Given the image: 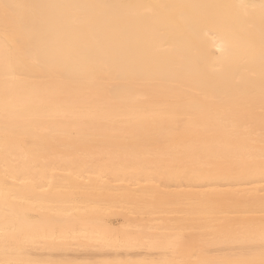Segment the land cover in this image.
<instances>
[{"label": "bare ground", "instance_id": "1", "mask_svg": "<svg viewBox=\"0 0 264 264\" xmlns=\"http://www.w3.org/2000/svg\"><path fill=\"white\" fill-rule=\"evenodd\" d=\"M5 4L100 23L18 58ZM84 4L125 7H37ZM262 30L264 0H0V264H264Z\"/></svg>", "mask_w": 264, "mask_h": 264}, {"label": "snow or ice", "instance_id": "2", "mask_svg": "<svg viewBox=\"0 0 264 264\" xmlns=\"http://www.w3.org/2000/svg\"><path fill=\"white\" fill-rule=\"evenodd\" d=\"M246 3H241L240 7H247ZM5 10V27L6 29H10L13 38L11 40V47L14 49L15 54L18 58H23L27 55H30L35 48L41 55H45L44 50L35 43L32 36L29 33L35 34L38 30L42 29L45 24L49 23H59L64 26H70L74 23H79L81 26L86 29H91L97 24L100 23V18L91 17L87 14L83 15L79 18V20H70L66 17H51V16H43L40 15L32 20L31 24H26L23 21V18L19 16V14L15 11L17 9L24 8L25 5L22 4H5L3 5ZM37 7H47V8H79L82 10L95 9V8H107L116 10L125 7L124 5H102V4H84V5H41ZM181 7H193L191 5H183ZM199 22V21H198ZM249 57L255 59L257 56V52L255 49V44L252 40L249 41L248 45ZM217 51L222 53H226L227 49L221 46H217ZM259 61L261 65L262 72H264V30L261 31L260 34V46H259Z\"/></svg>", "mask_w": 264, "mask_h": 264}, {"label": "rangeland", "instance_id": "3", "mask_svg": "<svg viewBox=\"0 0 264 264\" xmlns=\"http://www.w3.org/2000/svg\"><path fill=\"white\" fill-rule=\"evenodd\" d=\"M112 220H117V217H115V218H113ZM181 234V238H182V240L183 241H185L186 239H187V233H185V232H182V233H180ZM141 251H143V250H141ZM136 252V251H135ZM135 252L134 251H132V255L133 254H135ZM139 252V253H138ZM75 253L76 254H74V253H72V255H76V256H79L80 255V257L82 256V257H85L86 259H88V260H100V259H103V258H105V257H107V256H109L110 254H111V252H108L107 250L106 251H96V250H94V249H90V250H88V251H82V250H80V249H78V250H76L75 251ZM123 253V252H122ZM136 253H138V255L137 254H135V256L137 255V256H140V255H144V253H145V251H143V252H140L139 250H137V252ZM142 253V254H141ZM121 254V253H120ZM124 254V253H123ZM130 255H131V252L129 253ZM140 254V255H139Z\"/></svg>", "mask_w": 264, "mask_h": 264}]
</instances>
